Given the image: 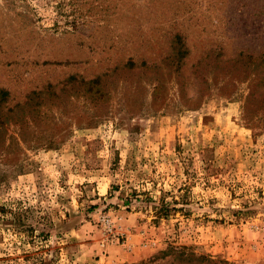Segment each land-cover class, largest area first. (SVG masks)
I'll use <instances>...</instances> for the list:
<instances>
[{"label":"rangeland","instance_id":"rangeland-1","mask_svg":"<svg viewBox=\"0 0 264 264\" xmlns=\"http://www.w3.org/2000/svg\"><path fill=\"white\" fill-rule=\"evenodd\" d=\"M176 34L186 68L263 52L264 0H0V264H264L246 86L187 109L169 81L155 98L153 65L125 67Z\"/></svg>","mask_w":264,"mask_h":264},{"label":"trees","instance_id":"trees-1","mask_svg":"<svg viewBox=\"0 0 264 264\" xmlns=\"http://www.w3.org/2000/svg\"><path fill=\"white\" fill-rule=\"evenodd\" d=\"M171 44L174 45L175 52L162 57L157 63L146 60L149 61L146 65L145 60L129 58L125 67L136 69L138 63L144 67L153 65L154 73L160 75V78L153 83L155 98L165 96V84L169 81L174 83L178 96L182 99V106L187 109L198 108L203 100L210 96L213 89L218 96L231 98L236 93L238 85H245L247 94L243 100L244 115L260 121L264 131V50L258 52L247 48L232 55L227 52V48L217 45L207 50L195 63H191L186 68V60L190 55L185 40L176 34ZM164 76L165 80H161ZM102 78L103 76L100 75L86 82L88 90L93 91L98 97L103 95ZM185 95L190 97L185 100ZM167 210L166 208L164 211Z\"/></svg>","mask_w":264,"mask_h":264}]
</instances>
